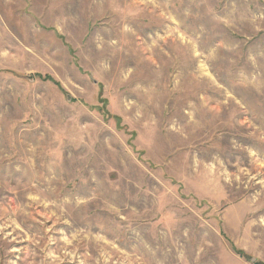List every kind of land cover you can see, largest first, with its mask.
Returning <instances> with one entry per match:
<instances>
[{
    "label": "rangeland",
    "instance_id": "1",
    "mask_svg": "<svg viewBox=\"0 0 264 264\" xmlns=\"http://www.w3.org/2000/svg\"><path fill=\"white\" fill-rule=\"evenodd\" d=\"M0 264H264V0H0Z\"/></svg>",
    "mask_w": 264,
    "mask_h": 264
}]
</instances>
